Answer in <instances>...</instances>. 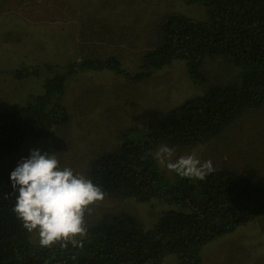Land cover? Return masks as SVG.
<instances>
[{"label": "trees", "instance_id": "obj_1", "mask_svg": "<svg viewBox=\"0 0 264 264\" xmlns=\"http://www.w3.org/2000/svg\"><path fill=\"white\" fill-rule=\"evenodd\" d=\"M175 1L201 5L206 18L167 14L133 72L119 57L91 51L45 79L43 94L0 110V264H165L168 256L177 264H207L206 247L264 217V185L239 168H214L196 180L168 175L155 159L162 143L183 149L208 144L264 106V0ZM217 58L237 67L238 74L210 75L207 61ZM173 66L205 90L163 113L156 124L125 131L118 147L96 155L85 171L104 197L162 205L155 224L146 228L134 215L121 213L93 222L76 245L33 242L14 212L18 193L11 187L13 170L5 165V155L17 153L29 138H48L54 128L70 123L71 113L60 100L66 80L78 71L111 70L136 84ZM32 73L14 72L19 79Z\"/></svg>", "mask_w": 264, "mask_h": 264}, {"label": "rangeland", "instance_id": "obj_2", "mask_svg": "<svg viewBox=\"0 0 264 264\" xmlns=\"http://www.w3.org/2000/svg\"><path fill=\"white\" fill-rule=\"evenodd\" d=\"M169 13L206 18L201 5L175 0H0V110L24 105L30 96L43 94L45 79L64 72L68 62L86 59L91 51L98 57H119L133 72L138 58L154 44L157 24ZM211 60L206 65L210 75L238 74L239 69L224 58ZM19 69L33 73L19 79L14 74ZM203 90L205 87L194 85L182 68L174 66L136 84L111 70L78 71L66 80L60 100L71 113L70 123L54 128L48 138L27 139L17 153L5 155L4 163L14 170L30 150L39 149L55 153L61 168H71L86 177L90 160L117 148L125 131L156 124L163 113ZM252 120L255 127L250 124ZM261 144L264 106L239 119L208 144L184 149L161 145L175 150L174 160L194 153L202 162L210 160L214 168H239L264 185ZM161 167L172 174L166 166ZM164 209L133 199L104 197L91 206L85 223L88 228L100 219L128 213L149 228ZM31 236L39 243L36 232ZM203 255L207 264H264V217L214 242ZM165 261L177 264L170 256Z\"/></svg>", "mask_w": 264, "mask_h": 264}, {"label": "clouds", "instance_id": "obj_3", "mask_svg": "<svg viewBox=\"0 0 264 264\" xmlns=\"http://www.w3.org/2000/svg\"><path fill=\"white\" fill-rule=\"evenodd\" d=\"M175 150L161 145L155 153L159 164L180 177L204 180L214 171L212 162L188 154L173 159ZM11 187L18 193L14 212L23 227L36 232L42 247L76 245L87 233L85 215L104 199V192L90 179L61 168L55 153L30 150L10 174Z\"/></svg>", "mask_w": 264, "mask_h": 264}]
</instances>
